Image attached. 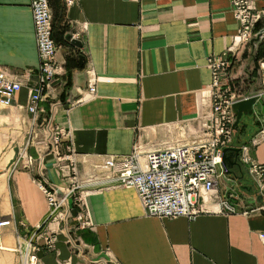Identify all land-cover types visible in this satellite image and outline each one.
<instances>
[{"label":"crops","instance_id":"0c3cea01","mask_svg":"<svg viewBox=\"0 0 264 264\" xmlns=\"http://www.w3.org/2000/svg\"><path fill=\"white\" fill-rule=\"evenodd\" d=\"M28 2L0 0V67L20 82L10 104L0 107L7 132L20 134L0 156V215L9 219L0 227V264H19L25 247L40 264H264L258 236L264 193L239 162L216 182L235 211L192 218L146 214L134 188L104 179L102 165L106 155L133 144L151 149L200 139L210 123L206 57L228 47L242 53L229 72L233 89L245 85L238 90L244 93L259 84L260 57L252 54L264 35L253 47L235 42L238 22L229 0H62L64 33L81 44L63 36L55 42L61 69L32 121L25 106L38 55ZM252 3L264 9V0ZM254 27H264L263 13ZM66 56L84 64L71 69L63 89ZM90 73L91 95L85 89ZM261 114L264 101L257 99L239 117L233 146L250 143L264 124ZM249 153L264 165V134ZM39 180L61 190L76 185L87 224L80 225L76 207L75 214L67 207L68 213L47 218Z\"/></svg>","mask_w":264,"mask_h":264},{"label":"built area","instance_id":"2783aa9c","mask_svg":"<svg viewBox=\"0 0 264 264\" xmlns=\"http://www.w3.org/2000/svg\"><path fill=\"white\" fill-rule=\"evenodd\" d=\"M73 0H63L69 4ZM233 17L238 22V30L234 41L245 44L253 36L257 40L264 35V27L254 25L264 9H256L252 0H229ZM33 25V37L38 55V63L32 72V84L29 86L26 111L31 120L36 119L39 105L51 79L61 69L55 58L56 43L51 36V15L48 0H29ZM71 36L75 37L71 34ZM252 41V47L257 41ZM236 51L228 47L220 55H208L206 65L210 72V123L204 128V134L193 143H175L160 148L141 149L133 144L125 153L109 154L103 159V167L108 169L106 180L134 188L146 214L157 217L184 216L192 218L201 212H233L235 206L225 197L216 194L217 175L226 171L221 161L222 148L232 145L234 113L231 103L248 95L264 101V53L258 59L259 84L256 88L244 93H236L231 86L229 72L231 59ZM90 75L86 80V92H94V80ZM20 87L16 78L7 74L0 67V106L10 104L13 93ZM264 118V114L260 115ZM264 134V124L253 136L250 143L238 145V161L245 167L248 177L255 183L257 190L264 193V165L255 162L249 153V145L257 142ZM59 135H52L55 147ZM47 202V218L55 217L66 206L67 198L71 206L82 208L81 194L74 193L75 186L71 184L64 189L60 198L55 196V188L49 187L43 181H37ZM77 213L81 226L87 224L83 211ZM9 219L0 215V227L7 225ZM264 238V232L258 234ZM1 246V245H0ZM26 249L19 264H40L33 252Z\"/></svg>","mask_w":264,"mask_h":264},{"label":"trees","instance_id":"16d2710c","mask_svg":"<svg viewBox=\"0 0 264 264\" xmlns=\"http://www.w3.org/2000/svg\"><path fill=\"white\" fill-rule=\"evenodd\" d=\"M51 6V36L55 42L59 43L63 40V33L67 28V24L64 21V8L62 0H48ZM250 42H247L248 44ZM252 45V43H250ZM264 53V38H262L256 45V50L252 54L253 59L256 61L257 58L261 57ZM80 52L78 51L75 56H78ZM243 54L236 53L231 59V65L236 67L240 62V57ZM75 56H66L64 61L65 66V82L63 84V89H66L70 86V73L71 69L74 67H82L84 64L83 58H76ZM230 65V66H231ZM232 81V80H231ZM233 82V81H232ZM235 129V128H234Z\"/></svg>","mask_w":264,"mask_h":264},{"label":"water","instance_id":"95a60500","mask_svg":"<svg viewBox=\"0 0 264 264\" xmlns=\"http://www.w3.org/2000/svg\"><path fill=\"white\" fill-rule=\"evenodd\" d=\"M64 39L68 41L69 43L75 45V46H80L81 41L76 38L71 36L70 32H65L63 35ZM257 40V35L253 36L249 42L251 43L252 41ZM255 101V96L253 95H248L245 97H241L238 99H235L231 103V110L234 113V121L232 123V127L236 128L237 122L241 114H249L251 113L252 110V104ZM237 153H238V147L237 146H224L222 148V153H221V161L222 164L226 166V168H229L230 165L232 164H237ZM228 170V169H227ZM63 195V190L56 188L55 189V196L56 198H60ZM67 204L68 206L71 205V200L68 198L67 199ZM71 211L75 214V208L71 207Z\"/></svg>","mask_w":264,"mask_h":264},{"label":"rangeland","instance_id":"374dc122","mask_svg":"<svg viewBox=\"0 0 264 264\" xmlns=\"http://www.w3.org/2000/svg\"><path fill=\"white\" fill-rule=\"evenodd\" d=\"M246 44V43H245ZM237 83H235L236 85ZM240 84V83H239ZM245 87V85L242 86V88ZM240 88V89H239ZM241 86L236 85V93H238V90H242ZM235 89V86H234ZM245 89V88H244ZM3 108V107H2ZM1 108V109H2ZM3 120H6V118L3 116L2 111H0V137H1V146H0V156L3 152V150L6 149V146L8 145V143H14L16 142V140H18L20 138V134L19 133H15V132H7L8 129L5 127V123ZM10 139H13L12 142H9ZM18 145V144H17ZM17 145L14 146V149L16 150ZM237 162L238 161V155H237ZM226 168V166H225ZM227 170V168H226ZM250 179V178H249ZM255 185V183H254ZM216 194L219 195L217 193V190H215ZM260 193V192H259ZM220 196V195H219ZM221 197V196H220ZM223 198V197H221ZM73 207V206H72Z\"/></svg>","mask_w":264,"mask_h":264},{"label":"bare ground","instance_id":"6f19581e","mask_svg":"<svg viewBox=\"0 0 264 264\" xmlns=\"http://www.w3.org/2000/svg\"><path fill=\"white\" fill-rule=\"evenodd\" d=\"M54 40V39H53ZM249 42V41H248ZM252 43V42H251ZM256 100V99H255ZM0 107H4V106H0ZM234 130V129H233ZM233 146V145H232ZM238 147V146H237ZM237 155H238V153H237ZM63 194H64V190H63ZM68 199V198H67ZM71 204H72V202H71ZM66 206L67 207H69V208H71L72 206L70 205V206H68V204H67V201H66ZM75 208V207H74ZM75 211H76V208H75Z\"/></svg>","mask_w":264,"mask_h":264}]
</instances>
